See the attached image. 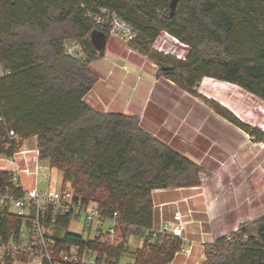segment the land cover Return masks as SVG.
<instances>
[{
    "label": "trees",
    "instance_id": "obj_1",
    "mask_svg": "<svg viewBox=\"0 0 264 264\" xmlns=\"http://www.w3.org/2000/svg\"><path fill=\"white\" fill-rule=\"evenodd\" d=\"M0 0V155L36 138L38 159L55 168L84 203L96 202L120 223L152 227V192L200 185V169L189 158L143 130L139 119L92 109L85 98L97 83L91 62L103 57L87 38L97 31L89 16L114 13L136 38L129 44L158 66V75L191 91L203 78L236 86L264 103V0ZM99 32V31H98ZM166 32L186 47L184 61L151 51ZM102 33V32H101ZM105 34V33H103ZM106 35V34H105ZM78 41L87 59L65 55ZM219 115L256 143L264 132L242 124L228 111ZM12 131L15 139H8ZM21 196L0 173V193ZM51 212L45 224L48 227ZM71 215L57 217L49 237L98 251L97 264H168L181 241L157 240L150 249L130 251L68 232ZM21 217L5 213L0 234L17 231ZM130 236L124 233V243ZM202 264H264V216L241 224L229 236L204 246Z\"/></svg>",
    "mask_w": 264,
    "mask_h": 264
},
{
    "label": "crops",
    "instance_id": "obj_2",
    "mask_svg": "<svg viewBox=\"0 0 264 264\" xmlns=\"http://www.w3.org/2000/svg\"><path fill=\"white\" fill-rule=\"evenodd\" d=\"M87 42L94 51L103 50V57L90 64V70L97 76L98 81L86 96L85 102L92 109L105 114L137 117L143 130L168 146L171 141H176L185 144L190 142L189 147H192L191 144L196 137L192 136L190 128L197 125L195 122L190 124L191 119L188 118L194 104L188 99H184L182 104L179 99L181 90L174 85V82L159 76L156 65L152 61L119 40L95 31L87 38ZM0 76H2L1 68ZM217 102L239 113L238 105L229 106L224 96ZM185 116H187L188 123L186 119H183L184 122H182V117ZM180 125H184L185 128L182 129ZM183 131L184 133H182ZM203 138L202 142L208 139L207 136H203ZM170 147L176 149L173 146ZM36 150L35 137L20 142L15 156H12L13 154L9 157L0 155V173L10 175L16 169L23 170L25 167H31ZM195 150L203 152L200 148ZM243 150L238 151V161L244 159ZM180 153L194 162L200 169V175L203 174L200 163L201 159H205L203 153L197 157H192L185 151ZM254 167L248 168V173H252L251 187L247 188L248 192L244 187L240 194L235 191L221 194V184L230 180V177L224 172L225 175H221L222 177L217 179L218 181L214 185L204 184L200 180L198 187L152 192L153 229L157 230L163 224L172 221L176 212L184 217L185 225L181 247L188 250V253L179 251L168 264H202L205 260V245L212 244L221 237L229 236L243 223L258 220L250 218L249 208L246 206L241 210L236 208L239 204L249 201L250 198L253 202L259 201V193L255 195V192L260 189V174L254 170ZM227 173L233 172L228 171ZM20 177L24 189L47 188V184L42 178L37 181L23 172ZM235 181L238 180L235 179ZM86 229L89 234L84 238L90 239L93 234L85 226L82 230ZM133 241H137L134 236L126 238L129 249V244ZM138 248H140L139 244L130 251H135ZM124 258L126 264L133 263L130 256Z\"/></svg>",
    "mask_w": 264,
    "mask_h": 264
},
{
    "label": "built area",
    "instance_id": "obj_3",
    "mask_svg": "<svg viewBox=\"0 0 264 264\" xmlns=\"http://www.w3.org/2000/svg\"><path fill=\"white\" fill-rule=\"evenodd\" d=\"M89 17L97 31L121 41L129 48V44L136 38L135 31L114 13L100 10L95 16ZM178 46L186 49L178 39L162 32L150 48L163 56H172L184 61L185 51L183 54L177 53ZM65 55L75 60L87 59L86 52L78 41L66 46ZM8 139H15L12 131L8 132ZM15 155L16 151L12 156ZM31 163V167L16 169L9 175L11 186L20 190L21 196L17 197L9 192L0 193V222L6 212L22 218L17 231H10L6 238L0 234V264H97L102 257L98 251L72 244L60 248L57 241L49 237L48 231L57 217L65 215H71L72 220L84 222V226L93 234L89 240L100 239L111 247L127 245L124 243L125 232L134 236L140 248L146 250L163 238L183 241L185 222L179 212L173 215L172 221L163 224L157 230L152 227L137 228L133 225H124L120 223L117 214L109 216L96 202L84 203L78 198L68 183L64 184L62 180H58L56 174L58 171L55 168L39 161L37 150ZM22 172L37 181L42 178L47 188L24 189L20 177ZM48 211L51 212V220L47 227L44 221ZM180 251L188 253V250L182 247ZM105 262L103 259L102 263Z\"/></svg>",
    "mask_w": 264,
    "mask_h": 264
},
{
    "label": "rangeland",
    "instance_id": "obj_4",
    "mask_svg": "<svg viewBox=\"0 0 264 264\" xmlns=\"http://www.w3.org/2000/svg\"><path fill=\"white\" fill-rule=\"evenodd\" d=\"M177 51L179 54H183L185 51L186 55V49L184 48L178 46ZM145 57L149 59L147 56ZM167 57L178 60L172 56ZM152 62L156 65L157 70H159V66L154 61ZM174 85L181 90L179 99L182 104L185 101L184 99H188L194 104L188 119H191L190 124L195 122L197 126L190 128L191 133H193L192 136L196 137L193 139V143L191 144L192 147H189L190 142L185 144L176 141H169V146H173L178 152L185 151L192 157L201 156L202 153L204 154L205 159L200 160L202 166L201 171L203 174L199 176L200 180L204 184L208 183L209 185H214L215 182L222 177L221 175H225L223 172L226 173L227 176L230 177V180L229 182L221 184V194L234 191L240 194L244 187L246 192H248L247 188L251 187L250 177L252 176V173H248V168L250 166H255L254 170L260 174V189L258 192H255V195L259 193V201L253 202L251 198H248L249 201L247 200L246 202L239 204L236 208L238 210H241L244 206L249 208V216L252 219H259L263 217L264 143H256L254 141V137L246 134L241 129L235 127L226 119L222 118L221 115H219V110H217L214 105L219 107V109L228 111L242 124L248 125L252 129H258L264 132V103L245 93L236 86L224 84L211 78H203L199 85L191 91H186L185 89L177 86L175 83ZM222 96L225 97L229 106L231 105L235 107L238 105L240 109L239 113L231 110V108L228 109L220 105L217 101L220 100ZM182 107H184V105H182ZM182 113L183 111L181 114ZM186 117L187 116L182 117V122H184L183 119H186ZM188 119H186L187 123ZM180 126L182 129L185 128L184 125ZM182 133H184V131ZM201 135L207 136L208 139L202 142L201 140L205 137L203 138ZM199 148L200 150H203V152L200 153L195 150H199ZM242 150L244 151V159L243 161H238V151L240 152ZM228 171L233 173H227ZM56 174L58 180L61 181V174L59 172ZM235 179L238 181H235ZM83 228L84 222L82 220L76 221L73 219L68 227V232L86 237L89 234V231L87 229L83 231ZM91 234L90 236H92ZM135 242H130L129 246L131 250H134L138 246L139 243L137 241ZM119 264H126V259L122 258Z\"/></svg>",
    "mask_w": 264,
    "mask_h": 264
},
{
    "label": "water",
    "instance_id": "obj_5",
    "mask_svg": "<svg viewBox=\"0 0 264 264\" xmlns=\"http://www.w3.org/2000/svg\"><path fill=\"white\" fill-rule=\"evenodd\" d=\"M176 0H173L170 4V14L171 16L173 15L174 11H175V6H176Z\"/></svg>",
    "mask_w": 264,
    "mask_h": 264
}]
</instances>
